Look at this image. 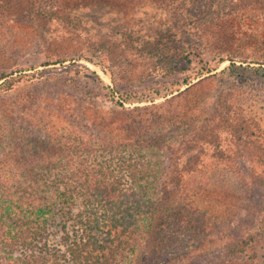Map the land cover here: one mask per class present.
<instances>
[{
    "label": "rangeland",
    "instance_id": "obj_1",
    "mask_svg": "<svg viewBox=\"0 0 264 264\" xmlns=\"http://www.w3.org/2000/svg\"><path fill=\"white\" fill-rule=\"evenodd\" d=\"M6 1L0 0V72L8 73V79H22L10 91L0 89L1 181L19 165L6 157L15 132L23 133L28 145L56 129L67 135L87 131L91 113L118 124L130 121L141 135L178 131L192 116L200 126L214 118L216 129L203 143L206 154L196 174L200 206L208 211L200 216L204 219L198 230L212 243L206 241V253L185 262L264 264V0L217 19L214 0H47L46 9L51 2H62L66 9L65 15L50 21L9 11ZM132 38L140 43L138 48ZM106 40L115 42L113 50L95 51L93 47ZM151 43L169 55H188V69L168 79L152 71L153 62L149 65L139 52ZM65 55L68 60L57 62ZM220 58L226 60L215 71L197 76L206 60L217 64ZM96 63L112 65L116 82ZM232 63L240 67L231 70H237L238 77L229 70L219 74ZM91 71L100 81L87 78ZM184 79L190 83L173 93L151 94L164 82ZM108 86L116 89V100ZM127 90L152 98L121 107L117 101ZM180 92L183 97L174 98ZM227 111L226 119L220 117ZM252 235L246 250L234 255L237 244Z\"/></svg>",
    "mask_w": 264,
    "mask_h": 264
},
{
    "label": "trees",
    "instance_id": "obj_2",
    "mask_svg": "<svg viewBox=\"0 0 264 264\" xmlns=\"http://www.w3.org/2000/svg\"><path fill=\"white\" fill-rule=\"evenodd\" d=\"M39 1L8 0L5 6L13 12H30L42 21L66 14L62 2H51L53 6L46 9L47 0H41L40 6ZM214 1L213 18L217 19L234 15L255 0ZM132 44L138 48L140 43L132 38ZM114 47L115 42L106 40L93 48L100 52ZM162 51L155 43L139 50L149 65L153 62L152 71L164 78L188 69V55ZM68 59L65 55L57 62ZM225 60L220 58L217 64L206 60L197 76L212 73ZM96 64L116 82L112 65ZM233 66L240 68L232 63L219 74ZM229 73L239 74L237 70ZM89 74V80L100 81L96 72ZM9 76L0 72L3 91L21 82V76ZM189 83V79L164 82L151 94L165 96ZM107 88L116 100V89ZM131 91L117 101L121 107L152 98ZM177 97H183V92ZM220 115L226 119L229 113ZM91 116L87 131L73 130L67 135L62 129H53L46 138H34L28 145L21 139L23 133H14L16 139L8 143L6 157L19 165L15 172L9 169L8 180L0 179V264H186L206 253V241L210 244L212 240L198 230L208 211L200 206L196 174L201 156L206 154L203 143L209 142L216 129L215 119L208 118L200 126L192 116L178 131L141 135L135 134L130 121L118 124L95 113ZM239 133L237 138L243 130ZM252 240L253 235L241 240L233 254L244 252Z\"/></svg>",
    "mask_w": 264,
    "mask_h": 264
}]
</instances>
